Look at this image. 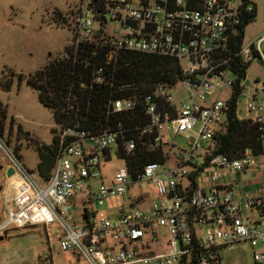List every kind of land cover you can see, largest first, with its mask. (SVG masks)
<instances>
[{
    "label": "built area",
    "instance_id": "1",
    "mask_svg": "<svg viewBox=\"0 0 264 264\" xmlns=\"http://www.w3.org/2000/svg\"><path fill=\"white\" fill-rule=\"evenodd\" d=\"M253 10L244 0H79L70 47L73 58H81L91 74L83 89L113 86L126 52L175 60L183 80L159 84L152 93L108 99L106 120L143 112L146 124L125 129L118 122L95 130L73 121L60 126L62 146L47 182L8 149L9 168L18 181L13 196L5 200L0 232L43 225L56 235L58 251L73 253L85 264H220L226 246H264V189L239 191L221 182L264 168V84L252 87L247 101L248 118L260 126L262 154L245 150L233 158L214 153L236 84L233 73L223 69L228 62L223 55L242 18ZM240 54L264 65V33L243 45ZM179 84L185 97L176 104L173 92ZM67 106L73 110L70 97ZM129 131L149 140L140 143L136 135H126ZM172 133L185 139L179 152ZM3 144L0 137V150ZM140 145L160 151L162 160L143 167L133 163L130 157ZM113 149L122 153L118 157L125 167L106 184L102 166ZM110 196L123 202L118 214L105 211ZM54 224L58 227L51 229ZM161 228L169 235L167 249ZM54 256L42 263L57 264ZM254 260L264 264V251L254 252Z\"/></svg>",
    "mask_w": 264,
    "mask_h": 264
},
{
    "label": "rangeland",
    "instance_id": "2",
    "mask_svg": "<svg viewBox=\"0 0 264 264\" xmlns=\"http://www.w3.org/2000/svg\"><path fill=\"white\" fill-rule=\"evenodd\" d=\"M254 4L257 6V14L255 20L246 26L244 45L264 30V0H255ZM78 5L79 0H0V79L9 71L16 74L8 91L0 89V100L8 114L2 138L5 149L0 150V224L5 218V200L13 196L18 181L14 179L15 171L10 170L8 174L10 161L5 152L8 149L16 152L25 166L34 170L39 162L38 154L34 146L28 143L24 132L45 144L53 141L52 128L56 127V135H60L52 111L39 101L37 92L27 84L26 78L42 69L49 61L66 54V48L73 41V11ZM19 74L24 77L20 84L17 78ZM258 83L264 84V65L259 59L252 58L246 71L243 94L238 102V116L242 119L249 116L247 101L250 89ZM173 95L176 104L185 97L181 84ZM261 111L264 114V110ZM19 126L24 132H19ZM199 129L198 123L195 131ZM172 139L177 152L186 146L182 136L174 137L172 133ZM123 167L124 160L113 149L110 159L102 166L104 182H112L117 170ZM228 180L226 178L221 182ZM100 184L101 180L95 182L94 188L98 189ZM121 204L123 202L119 197L110 196L105 211L118 214ZM125 207L129 209L131 206L126 204ZM256 219L262 218L256 216ZM53 227L58 226L54 224L51 229ZM168 239L166 230L161 228L160 240L166 249ZM263 251L264 246L253 249L249 243L226 246L220 251V264H256L254 252ZM53 253L57 264H85L73 253L58 251L56 235L51 234L50 229L43 225L11 227L0 232V264H43L42 259Z\"/></svg>",
    "mask_w": 264,
    "mask_h": 264
},
{
    "label": "trees",
    "instance_id": "3",
    "mask_svg": "<svg viewBox=\"0 0 264 264\" xmlns=\"http://www.w3.org/2000/svg\"><path fill=\"white\" fill-rule=\"evenodd\" d=\"M244 2L252 4L254 10L242 18L235 35L231 37L228 51L223 55L224 59H228L223 69H228L233 73L236 84L227 102L226 127L218 134L214 151L216 154L233 158L239 157L245 150H250L256 156L261 155L263 151L259 123L250 118L241 119L238 116V102L243 94L246 71L251 63L244 59L240 51L244 45L246 26L255 20L257 14L254 3L250 0H244ZM66 50L63 57L49 61L42 69L26 78L27 84L37 92L39 101L52 111L58 128L72 121L73 124L80 123L84 128L93 126L94 130L101 129L105 125L113 128L118 122H121L125 129L130 128L136 122L146 124L147 117L143 112L112 115L109 120H106L105 105L108 99H123L152 93L159 84L173 85L183 80L180 65L175 60L157 55L126 52L122 55L115 72L113 86H95L90 92L89 89L85 90L81 87L83 83L88 85L91 82L89 70L81 63V58H73L70 46ZM8 75L10 77L6 78ZM15 75L14 72L9 71L2 77L0 89L8 91L13 85ZM17 78L20 84L24 79L23 74H19ZM69 97L73 103V110H68ZM87 105L90 107L89 112L86 111ZM7 117L6 106L0 100L1 138L4 136ZM18 130L24 132L21 126ZM52 132L51 144L42 143L30 133L24 132L30 146L33 145L37 151L39 162L34 172L43 182L51 179L62 146L60 136L56 135V127L52 128ZM126 135H136L140 143L149 140L146 135L140 136L138 131L134 134L129 131ZM15 154L17 155L16 152ZM118 155L122 156V153ZM130 160L143 167L148 163L162 160V155L160 151L149 150L146 145H140L133 152Z\"/></svg>",
    "mask_w": 264,
    "mask_h": 264
},
{
    "label": "crops",
    "instance_id": "4",
    "mask_svg": "<svg viewBox=\"0 0 264 264\" xmlns=\"http://www.w3.org/2000/svg\"><path fill=\"white\" fill-rule=\"evenodd\" d=\"M250 1L252 3L253 2L255 3V0H250ZM263 33H264V30H262L259 34H257V36H255L249 42L253 41L254 39L262 35ZM260 115L264 116L263 113H260ZM248 117L249 116H247L246 118ZM228 179H229L228 181L222 184L233 185L239 191L246 190V191H252V192H262V190L264 189V168L259 166V167L253 168L249 171L243 172L238 175L232 174L228 177ZM209 191H210V187H207L206 192H209Z\"/></svg>",
    "mask_w": 264,
    "mask_h": 264
},
{
    "label": "water",
    "instance_id": "5",
    "mask_svg": "<svg viewBox=\"0 0 264 264\" xmlns=\"http://www.w3.org/2000/svg\"><path fill=\"white\" fill-rule=\"evenodd\" d=\"M10 170H13V171H14V169H13V168H9V169H8V174H9Z\"/></svg>",
    "mask_w": 264,
    "mask_h": 264
}]
</instances>
